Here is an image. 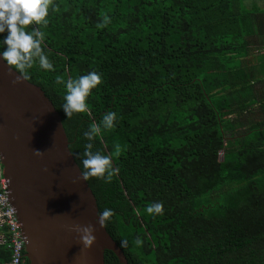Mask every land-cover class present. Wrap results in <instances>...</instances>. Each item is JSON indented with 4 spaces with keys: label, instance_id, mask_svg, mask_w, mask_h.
<instances>
[{
    "label": "trees",
    "instance_id": "obj_1",
    "mask_svg": "<svg viewBox=\"0 0 264 264\" xmlns=\"http://www.w3.org/2000/svg\"><path fill=\"white\" fill-rule=\"evenodd\" d=\"M53 4L40 26L53 70L19 74L52 102L81 171L83 132L117 113L92 150L112 154L120 173L86 181L99 212L115 213L104 226L127 264H264V0ZM92 70L103 82L89 111L66 117L55 77ZM156 201L163 215L149 216ZM10 254L0 244V264ZM103 257L120 264L110 250Z\"/></svg>",
    "mask_w": 264,
    "mask_h": 264
},
{
    "label": "water",
    "instance_id": "obj_2",
    "mask_svg": "<svg viewBox=\"0 0 264 264\" xmlns=\"http://www.w3.org/2000/svg\"><path fill=\"white\" fill-rule=\"evenodd\" d=\"M0 162L28 264H104L105 250L127 264L105 226L96 223V199L80 178L60 115L39 86L3 61ZM88 224L95 228V241L85 248L75 229Z\"/></svg>",
    "mask_w": 264,
    "mask_h": 264
},
{
    "label": "clouds",
    "instance_id": "obj_3",
    "mask_svg": "<svg viewBox=\"0 0 264 264\" xmlns=\"http://www.w3.org/2000/svg\"><path fill=\"white\" fill-rule=\"evenodd\" d=\"M50 6L55 10L53 0H0V61H3L16 73L26 74L29 69L37 64L39 69L52 71L53 64L45 54L42 44L45 41V33L40 30V26H47L49 20ZM111 22L109 16H104L97 23V29L105 27ZM29 25H35L30 30ZM102 76L98 71L92 70L77 78H68L57 75L55 83L63 85L64 95L62 110L66 117H71L78 113H87L89 106L87 98L92 89L102 84ZM119 122L115 111H107L102 114L99 123H92L87 131L83 132V138L88 141L84 144L83 158L81 160L82 171L80 178L87 180L95 177L103 180L105 184H110L113 178L118 176L120 168L114 167L112 154H102L100 150L93 151V141L100 136L102 130L108 132L116 127ZM119 147L116 155H119ZM43 155L40 151H34ZM144 211L149 216L163 215V203L160 201L148 203ZM137 214L139 212L137 211ZM115 213L111 208H104L99 212L96 223L104 226ZM81 244L87 248L95 241V228L92 224L77 226ZM121 247H127L128 240H121ZM139 248L143 246L142 238L137 235L133 241Z\"/></svg>",
    "mask_w": 264,
    "mask_h": 264
},
{
    "label": "built area",
    "instance_id": "obj_4",
    "mask_svg": "<svg viewBox=\"0 0 264 264\" xmlns=\"http://www.w3.org/2000/svg\"><path fill=\"white\" fill-rule=\"evenodd\" d=\"M0 244L10 251L8 264H28L24 257V238L10 202L9 189L0 162Z\"/></svg>",
    "mask_w": 264,
    "mask_h": 264
},
{
    "label": "crops",
    "instance_id": "obj_5",
    "mask_svg": "<svg viewBox=\"0 0 264 264\" xmlns=\"http://www.w3.org/2000/svg\"><path fill=\"white\" fill-rule=\"evenodd\" d=\"M263 85H264V82H263ZM1 230V229H0ZM0 233H1V231H0Z\"/></svg>",
    "mask_w": 264,
    "mask_h": 264
},
{
    "label": "rangeland",
    "instance_id": "obj_6",
    "mask_svg": "<svg viewBox=\"0 0 264 264\" xmlns=\"http://www.w3.org/2000/svg\"><path fill=\"white\" fill-rule=\"evenodd\" d=\"M262 5V4H261ZM264 6V5H263Z\"/></svg>",
    "mask_w": 264,
    "mask_h": 264
}]
</instances>
